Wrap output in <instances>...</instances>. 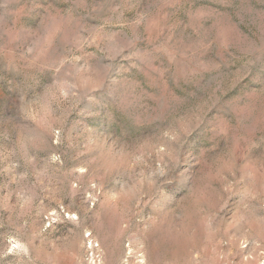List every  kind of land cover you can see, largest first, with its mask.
Masks as SVG:
<instances>
[{"label":"rangeland","instance_id":"1","mask_svg":"<svg viewBox=\"0 0 264 264\" xmlns=\"http://www.w3.org/2000/svg\"><path fill=\"white\" fill-rule=\"evenodd\" d=\"M0 264H264V0H0Z\"/></svg>","mask_w":264,"mask_h":264}]
</instances>
